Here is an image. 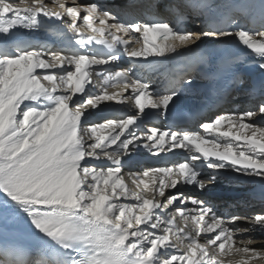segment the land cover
<instances>
[{
  "label": "snow or ice",
  "instance_id": "obj_1",
  "mask_svg": "<svg viewBox=\"0 0 264 264\" xmlns=\"http://www.w3.org/2000/svg\"><path fill=\"white\" fill-rule=\"evenodd\" d=\"M186 4L190 7L192 0H186ZM25 14H30L33 22L41 14L59 18L83 45L95 42L112 47L122 43L131 58L164 57L191 49L205 36H236L264 57V30L181 32L168 22L125 24L97 3L76 0H53L51 4L44 0H0V31L7 34L24 24ZM160 38L162 42H158ZM118 59L119 55L94 56L44 48L0 57V192L24 207L33 225L48 237L65 247L83 242L87 255L76 264H233L223 257L233 251L234 244L242 245L235 247L241 256L239 264H264V249L252 247L255 241L250 236L234 240L264 229V208L251 219L239 215L226 219L195 196L168 191L185 181L197 180L190 161L201 156L214 170L232 166L237 172L264 178V123L259 120L264 117V102L254 110L218 115L201 125L203 132L152 127L147 133H132L122 140L146 108L167 111L178 92L156 96L149 82L131 78L126 69L105 74L96 67ZM260 67L264 68V62ZM190 77L185 83H191ZM90 84H100L99 94L73 104V98ZM116 84L122 89L119 96L109 92V87ZM129 89L131 94L125 95ZM261 91L264 82L259 84ZM57 92L62 94L55 97L54 107H30L20 115L25 100H36L42 94L51 99ZM106 102L129 104L138 110L137 115L81 128L84 113ZM212 134L228 140L222 143L209 138ZM137 146L157 156L187 149L190 160L129 172L136 189H128L120 161ZM87 157L107 159L114 166H82L81 161ZM213 158L220 162H212ZM214 181V176L200 179L199 187L205 189ZM114 196L117 198L112 199ZM121 197L133 202H121ZM259 198L264 203V193ZM189 201L194 209L184 206ZM173 205L175 213L169 212ZM177 213L183 225L176 222ZM237 221L250 227H235ZM201 233L205 234L203 243ZM2 249L0 244V254Z\"/></svg>",
  "mask_w": 264,
  "mask_h": 264
},
{
  "label": "bare ground",
  "instance_id": "obj_2",
  "mask_svg": "<svg viewBox=\"0 0 264 264\" xmlns=\"http://www.w3.org/2000/svg\"><path fill=\"white\" fill-rule=\"evenodd\" d=\"M19 1V0H18ZM14 2V1H11ZM26 2H31V0H26ZM45 3L51 4L53 0H44ZM77 3H87L83 0H76ZM18 3V2H17ZM11 15V14H8ZM56 18V17H54ZM59 19V18H58ZM67 19V18H66ZM61 24H65L62 20H60ZM97 26L99 25V21L96 22ZM189 28H197V32H203L202 29L197 25V23L188 24ZM203 38L210 39L211 37L205 36ZM202 38V39H203ZM28 45H24V49H16L11 48L12 54L4 53V46L0 43V57H8V56H16L25 51H29L32 49H41L44 48L48 51H54V47L49 43H42L38 46L33 44V40L29 39ZM97 69H102L105 74L115 72L117 68L113 67L112 64L107 65H98ZM56 71L63 72L65 69H57ZM91 75V68L89 69ZM128 74L133 79H139L144 82H149L151 85L150 91L153 90L154 95L158 96V94L163 90L166 86V83L163 81L162 77L157 73H152L150 70L144 69L142 66L131 67L128 69ZM98 79V78H96ZM242 91H240V96L238 99H231L229 102L224 103L221 107L222 109L217 113H212V118L210 120H214L216 116L224 114L225 112H233V111H248L254 110L260 100L263 99L264 91L259 92V89L255 87L254 91H250L249 89H244L242 87ZM100 84H90L83 94H77L72 103L77 104V101L83 100L79 103H83L89 96H95L99 94ZM122 89L119 84H116L113 87H109L110 93H115L117 96L121 93ZM60 92L51 94L53 98H49L48 94H42L38 99L33 100L31 98L25 100L21 104L20 115L22 116L23 111L30 107H36L39 109L51 108L54 107L57 103L55 99L56 96H59ZM125 95L131 94V89ZM146 101L148 97L145 98ZM163 108H146L142 115H140L139 119L147 120L149 123L143 124L137 128L129 129L127 133L121 138L126 139L132 133L139 135L140 133H147L150 131V128H164V123L161 117ZM112 110V111H109ZM114 110V111H113ZM137 109L129 104H116L113 102H106L100 104L98 107L89 108L83 115L80 125L81 128L88 127L91 125L102 123L108 119H123L128 116L137 115ZM257 119V118H252ZM209 120V121H210ZM261 123H264V117L259 118ZM256 122V121H253ZM224 127H227L225 125ZM197 131L203 132L202 127ZM225 141V139H223ZM221 141L222 143L224 141ZM88 143H91L89 141ZM138 144L141 142H137ZM119 144V142H118ZM118 147L114 146V150ZM133 146H130L132 148ZM185 160H190V152L187 149H174L168 153H161L160 155H154L153 152L147 150L143 146H137L134 150L129 151L127 155L123 157L120 161V165L123 167L122 173L124 174V182L125 186L128 189H136V184L134 182V178L132 176L127 175V173H139L145 169L162 166L163 164H171V163H180ZM194 165V161H190ZM82 166H96V167H109L114 166L113 163L107 159L97 160L92 157H87L83 161H81ZM198 170V172H197ZM196 173H198V178L195 182L188 183L185 181L184 183L178 185L175 189L168 190L169 194H175L176 192H182L186 196H195L198 199L205 201L210 207H214L217 209L218 213H225L226 219L230 218L234 215L239 216H247L251 219L256 213H258L262 208H264V204L261 201H256L251 199V197H247L242 194H234V190H238L242 188V184L254 183L264 181V178L258 176H250L243 174L242 176L237 175L236 171L230 169L228 167L214 170L210 167H198ZM215 177V181L207 185L205 189H201L199 187L200 179H211ZM249 185V184H248ZM141 187L143 185L141 184ZM138 190V189H137ZM119 191V189H118ZM117 197H112V199H116ZM121 202H133L132 199L125 200L124 198H119ZM175 204H179V201H176ZM182 206V205H181ZM188 209H194L195 205H193L190 201L185 205ZM159 212V209L157 210ZM169 212L175 213L176 208L175 205L169 206ZM205 221H207L205 219ZM176 222L183 225L184 221L180 218L179 213L176 214ZM238 228L244 229L250 227L249 223L244 221H237L236 225ZM187 230V229H186ZM218 231V229H217ZM213 234V233H212ZM211 234V235H212ZM0 235L4 238H7L8 241L16 243H24L27 241L26 237H30L31 235H36V237H47L52 239L39 231L32 223L31 218L29 217L27 211L24 207L19 205L18 203L12 201L5 193L0 192ZM204 233H201L200 242L203 243ZM251 237L255 243L251 245L252 247H256L258 249H264V229H256L255 231L245 234L242 237H237L234 240L239 239H247ZM219 243V242H218ZM242 247V245L234 244L233 251L228 255L223 257L225 260H231L233 264H239L241 259L240 254L235 252V247ZM86 245L84 246V248ZM227 247V246H226ZM61 248V247H59ZM82 249V248H81ZM68 255L59 254L53 255L45 243L40 241L30 240L20 249L18 252L6 251L0 254V264H73L77 261L79 257V246L74 242L70 247H67L66 250ZM167 251V250H162ZM175 252V250H171ZM199 258V257H197ZM175 263V262H174Z\"/></svg>",
  "mask_w": 264,
  "mask_h": 264
}]
</instances>
